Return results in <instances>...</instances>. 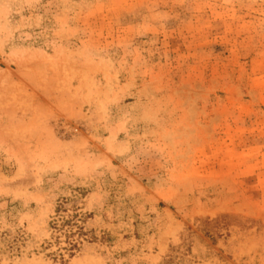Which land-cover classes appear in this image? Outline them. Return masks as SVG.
<instances>
[{
	"label": "rangeland",
	"instance_id": "rangeland-1",
	"mask_svg": "<svg viewBox=\"0 0 264 264\" xmlns=\"http://www.w3.org/2000/svg\"><path fill=\"white\" fill-rule=\"evenodd\" d=\"M0 264H264V0H0Z\"/></svg>",
	"mask_w": 264,
	"mask_h": 264
},
{
	"label": "trees",
	"instance_id": "trees-1",
	"mask_svg": "<svg viewBox=\"0 0 264 264\" xmlns=\"http://www.w3.org/2000/svg\"><path fill=\"white\" fill-rule=\"evenodd\" d=\"M70 231V230H69ZM72 246H74V245H72Z\"/></svg>",
	"mask_w": 264,
	"mask_h": 264
}]
</instances>
